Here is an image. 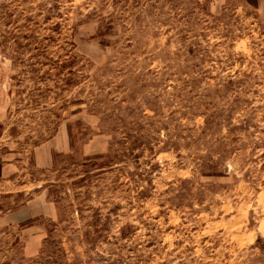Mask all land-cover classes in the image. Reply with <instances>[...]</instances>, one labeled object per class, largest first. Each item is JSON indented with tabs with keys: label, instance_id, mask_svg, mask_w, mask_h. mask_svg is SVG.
Masks as SVG:
<instances>
[{
	"label": "rangeland",
	"instance_id": "obj_1",
	"mask_svg": "<svg viewBox=\"0 0 264 264\" xmlns=\"http://www.w3.org/2000/svg\"><path fill=\"white\" fill-rule=\"evenodd\" d=\"M251 7L0 0V264H264ZM38 198L49 216L5 225Z\"/></svg>",
	"mask_w": 264,
	"mask_h": 264
},
{
	"label": "crops",
	"instance_id": "obj_2",
	"mask_svg": "<svg viewBox=\"0 0 264 264\" xmlns=\"http://www.w3.org/2000/svg\"><path fill=\"white\" fill-rule=\"evenodd\" d=\"M221 1H225V0H208V3H218ZM254 1H255V6H252V5H249L245 0V2L249 6L253 7L256 13L260 15H264V0H254ZM44 159H45V156H44ZM9 166H12V165L7 163L6 166L2 167L0 171L1 178L9 179L13 175V173L14 174L16 173L15 170H9L10 169ZM13 169L15 168L13 167ZM43 205L44 204H42L41 198H38L36 200L33 199L29 201L28 203H26L25 205H22L20 208L12 212H7V214L2 218L4 219L3 222L6 223L5 224L6 226L14 225V224L21 225L23 223H26L29 220L38 218L40 216H43V217L49 216L50 214L46 215L49 212V208ZM20 232L22 234L23 239L25 238L24 239L25 244L37 243L42 238L40 227L35 226L34 224L32 226L29 225L26 227H22Z\"/></svg>",
	"mask_w": 264,
	"mask_h": 264
},
{
	"label": "trees",
	"instance_id": "obj_3",
	"mask_svg": "<svg viewBox=\"0 0 264 264\" xmlns=\"http://www.w3.org/2000/svg\"><path fill=\"white\" fill-rule=\"evenodd\" d=\"M246 2L249 4V5H252V6H255V1H251V0H246ZM92 160H98V159H102V156H96L94 158H91Z\"/></svg>",
	"mask_w": 264,
	"mask_h": 264
}]
</instances>
